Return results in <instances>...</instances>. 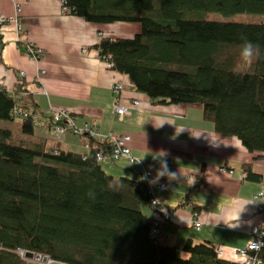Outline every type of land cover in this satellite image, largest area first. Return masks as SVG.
Here are the masks:
<instances>
[{"label":"trees","instance_id":"obj_1","mask_svg":"<svg viewBox=\"0 0 264 264\" xmlns=\"http://www.w3.org/2000/svg\"><path fill=\"white\" fill-rule=\"evenodd\" d=\"M64 5L67 13L93 24H140L132 37H100L95 48L101 60L156 105L201 106L216 133L239 139L257 159L264 158V0H65ZM238 15L263 19L232 20ZM242 36L260 53L251 64L241 57ZM22 96L50 122L51 110L42 112ZM17 103L0 86V121L9 123L0 127V264H29L21 249L61 264H243L224 260L208 241H188L187 259L167 242L161 225L172 218L165 220L163 211L173 216L175 208L162 204L161 193L170 186L166 177L149 183L157 171L134 155L129 134H103L97 120L78 126L72 112L75 127L66 133L79 137L88 151L65 150L36 137L32 119L14 114ZM132 103L129 116L140 105ZM12 123L20 125L19 136ZM93 124L94 131L80 132ZM109 135L115 137L104 138ZM126 136L128 155L118 144ZM109 163L128 174H116ZM243 169L248 180L262 181L251 164ZM189 201L185 196L177 207ZM253 256L264 264V248Z\"/></svg>","mask_w":264,"mask_h":264},{"label":"crops","instance_id":"obj_2","mask_svg":"<svg viewBox=\"0 0 264 264\" xmlns=\"http://www.w3.org/2000/svg\"><path fill=\"white\" fill-rule=\"evenodd\" d=\"M63 7V0H0V14L18 19L22 26V31L15 24L0 26V86L16 92L25 83V92L18 96H29L26 101L42 112L70 111L77 116L78 126L97 120L103 134H129L134 155L148 160L154 171L166 160L169 170L177 174L175 180L165 176L170 191L161 193L162 204L175 208L172 220L161 225L167 242L179 247L187 259L183 247L188 241H208L224 251V260L243 263L238 252L250 242L253 228L264 225V197H259L264 188V158L257 159L239 139L216 133L203 118L201 106L156 105L133 90L127 76L101 60L95 48L100 37H129L135 28L99 26L64 13ZM28 44L41 48L46 56L32 61ZM41 70L46 74L38 79ZM117 83L124 84L122 105L140 102L122 121L113 111ZM35 133L49 145L88 151L71 132L60 135L55 129L36 128ZM248 163L262 175L261 182L246 178L243 167ZM110 165L116 174H128ZM221 167L233 170V175L220 174ZM185 196L190 198L189 205L177 207ZM197 206L196 214L192 208ZM195 221L201 223L200 230Z\"/></svg>","mask_w":264,"mask_h":264},{"label":"built area","instance_id":"obj_3","mask_svg":"<svg viewBox=\"0 0 264 264\" xmlns=\"http://www.w3.org/2000/svg\"><path fill=\"white\" fill-rule=\"evenodd\" d=\"M65 0H63V12L67 13L68 8L64 5ZM18 12H21V9L18 8ZM6 24H15L18 28L19 31H22V26L20 25L18 19L16 18H9L6 17L2 14H0V25H6ZM26 51L29 54L30 58L34 62H39L43 57L46 56L45 52L38 47H35L31 44H28L26 46ZM108 67H112L111 64H108ZM46 72L44 70H41V72L38 74V79H40V76L45 75ZM22 77H25V72L21 73ZM20 90L16 92H9L14 98L18 100V103L15 107L14 114L19 117V118H25L29 119L31 118L34 125L37 128L41 129H48L49 127H54V129L60 134L63 135L67 132L68 128L73 129L75 127V121L73 120L71 116L70 111L66 110H57V109H52L51 108V115L49 119H47L50 122H47L45 119H43L37 111L33 109V107L29 104H25L22 102V99L20 100L21 96H18ZM124 91V84L122 83H117L113 89V94H114V100H113V108H114V113L117 114L120 119H123L126 116H129L131 114V108L128 106H124L120 103L121 101V96ZM23 96L25 94L22 93ZM135 105H138V102H135ZM94 124L93 126L90 125H85V128L80 129L81 133L94 131ZM95 136V135H94ZM114 135H109L104 137L107 140L109 137H112ZM115 137V136H114ZM103 140V142L107 140ZM130 140V137L126 136L123 138L118 139V144L121 148H123L121 151L124 155H128L129 150L127 146H125V143ZM120 153V152H119ZM102 158L99 157V160ZM221 174L223 175H233L232 170H227V169H221L220 170ZM162 189H168V185L166 183L161 184ZM264 195V191H262L259 195V197ZM165 213L164 219L169 220L172 218V214L167 211H163ZM196 217V216H195ZM195 226L197 227L198 230L201 229V223L198 221L194 222ZM156 234V230L153 231L152 235ZM262 248H264V225H259L253 228L252 233H251V240L247 244L245 249H242L238 252L239 257L242 259L243 264H257V258L253 256V253H258ZM18 253L23 259H27V251L24 250H19ZM217 253L219 256H222L224 254V251L222 249H217ZM35 254V253H34ZM29 264H61L58 263L54 260H52L50 257L45 256V255H40V254H35L34 260H27Z\"/></svg>","mask_w":264,"mask_h":264},{"label":"clouds","instance_id":"obj_4","mask_svg":"<svg viewBox=\"0 0 264 264\" xmlns=\"http://www.w3.org/2000/svg\"><path fill=\"white\" fill-rule=\"evenodd\" d=\"M241 39L244 40L242 50H241L242 60L247 64H251L253 59L255 57L259 56V54H260L258 47L253 42L247 40L243 36L241 37ZM140 161L141 160H134L133 162L139 163ZM165 176H167L169 180H175L177 178V174L175 172H171L169 170L166 160L162 161L160 169L157 170L156 177L153 180L149 181V183L155 184L161 178H163ZM142 178L147 179V175H145V177H142ZM90 195H92V193H90ZM228 225L230 227L234 226V225H230V224H228Z\"/></svg>","mask_w":264,"mask_h":264},{"label":"rangeland","instance_id":"obj_5","mask_svg":"<svg viewBox=\"0 0 264 264\" xmlns=\"http://www.w3.org/2000/svg\"><path fill=\"white\" fill-rule=\"evenodd\" d=\"M214 16V15H212ZM219 19L223 20L224 18L220 17L219 16ZM258 19V20H257ZM260 19H263L261 18L260 16H248V15H238V16H235L234 18H232V20H235L236 22H259ZM118 24L122 25V26H125L126 29L123 28V31H128L130 27H133L135 28L134 31H131L130 32V36L129 37H132L138 33H140L141 31V26L140 24H126V23H116V25H110V24H101L102 26L104 27H108V26H117ZM100 26V25H99ZM13 126H11V129L13 130V132L15 133V135L19 136V134L21 133L20 132V125L18 123H12ZM9 126V123L7 122H4V121H0V127H8ZM223 169V168H221ZM46 256V255H45ZM35 257V256H34ZM34 257L32 259H26V260H34Z\"/></svg>","mask_w":264,"mask_h":264},{"label":"water","instance_id":"obj_6","mask_svg":"<svg viewBox=\"0 0 264 264\" xmlns=\"http://www.w3.org/2000/svg\"><path fill=\"white\" fill-rule=\"evenodd\" d=\"M35 256V254L33 252H28L27 253V258L28 259H32Z\"/></svg>","mask_w":264,"mask_h":264}]
</instances>
